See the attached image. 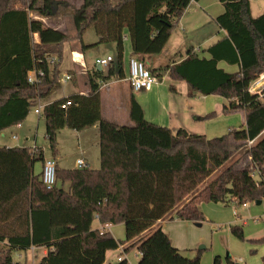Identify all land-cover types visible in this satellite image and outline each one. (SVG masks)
<instances>
[{
  "label": "trees",
  "instance_id": "1",
  "mask_svg": "<svg viewBox=\"0 0 264 264\" xmlns=\"http://www.w3.org/2000/svg\"><path fill=\"white\" fill-rule=\"evenodd\" d=\"M191 1L198 0H82L68 15L73 27L69 33L42 21L58 13L54 0H0V131L20 124L31 107L58 87L65 42L77 41L82 51L113 43L117 76L122 78L124 37L133 55L143 59L158 54ZM218 1L223 11L214 20L225 34L200 50L207 56L189 47L181 61L148 68L155 76L184 81L189 96L219 95L224 111L243 112L242 125L217 137L172 130L147 120L133 96L132 124L105 120L98 89L112 70L107 76L92 70L87 95L49 102L39 115L52 158L58 154L59 130L96 124L98 168L55 164V184L47 188L41 178L46 158L42 147L0 146V264H29L14 261L12 255L30 248L45 249L31 264H102L108 250L125 243L126 248L136 247L137 264H200L199 252L184 255L159 226L154 227L156 221L170 215L201 222L203 201L243 204L264 199V96L248 89L264 72V12L252 16L249 0ZM90 27L97 39L84 43ZM219 62L236 70H226ZM36 69L43 74L29 83L28 73ZM170 89L175 90L173 85ZM67 99L70 105L62 108ZM241 148L248 158L244 165L231 161L205 183ZM254 170L255 177L250 174ZM96 218L102 225L123 223L124 240L92 228ZM233 233L242 235L240 228ZM218 263L215 257L212 264ZM115 264L128 262L122 258Z\"/></svg>",
  "mask_w": 264,
  "mask_h": 264
},
{
  "label": "crops",
  "instance_id": "2",
  "mask_svg": "<svg viewBox=\"0 0 264 264\" xmlns=\"http://www.w3.org/2000/svg\"><path fill=\"white\" fill-rule=\"evenodd\" d=\"M55 7L61 8L59 9L60 14L57 15V17L52 19L49 18H42V21L52 28L65 31L61 29V23L64 22L61 20L64 18V15L68 13L66 7L75 6L78 7L82 0H55ZM67 1V3L70 6H62V4ZM249 7H250V14L252 16H257L264 12V0H249ZM223 11V6L218 0H198V1H191L188 6L184 9L182 12L176 27L174 30L178 29L182 32L183 35H180V39L178 37H175V35L172 34L169 36L168 41L164 45L161 52L158 54H154L151 56H144L143 59L146 62L147 67L153 68V67H161L165 66L167 64H171L172 61L179 62L183 59L185 56V51L189 47H193L199 55L207 56L206 53L201 52L200 50L203 48L200 46L201 44L204 45L205 43L207 45L213 43L217 39L224 36L225 31L218 28V26L215 23L214 18L220 14ZM32 18H39L38 16L31 14ZM61 20V21H60ZM56 22V23H54ZM210 25V28L213 27V31L211 33L205 35L204 37L200 38V40H197L195 42L196 44H193L192 39L188 36L192 33H197L202 31L205 26ZM73 33V32H72ZM36 35V34H34ZM97 39V38H96ZM88 41L84 43H93L96 41ZM73 43H69V46H71V51L75 53L74 55L82 61V55H81V49L77 41H72ZM128 38L127 36L124 37V51H123V57H122V69L121 73L123 74V77L120 78L117 76L120 71L116 70L117 67V59H116V49L115 45L113 43H110L112 47H110L112 54H115V57L112 58V61L109 66L107 67H101L100 70L103 76L109 75V71L112 70V74L109 76L108 79L100 82L99 86V96H100V113L101 117L105 120L114 122L119 125H130L132 124L130 117H129V102L130 97L133 96L134 99L137 101V103L142 108L144 117L156 124L168 126L172 130H176L177 128H184L185 130L189 129H197L200 134H205L206 136H209L213 134L212 132H208L209 125L211 124V120L207 117H205L207 114L212 112V108L214 107L210 103H214L216 110L220 108V102L219 99H214L213 97H209L208 95H200L195 94L193 96H189L187 93V86L186 83L182 80H171V84H169V88H167L165 85H163L162 80H166L167 76L166 74L160 75L159 77L162 78L160 80V85L153 86L148 90L143 91H132L128 85V83L125 81V76L127 75L128 70V61L131 57H136V55H133L131 53V48L128 47ZM130 44V43H129ZM65 45V43H64ZM206 45V46H207ZM64 49V46H63ZM90 49V48H89ZM184 49V50H182ZM88 50V49H86ZM84 50V51H86ZM181 53L177 56L175 53ZM174 53L173 57L172 54ZM63 56V54H62ZM106 56H109L106 55ZM105 56V57H106ZM139 57V56H138ZM100 57H95L93 62L91 64H85L81 62L80 65L73 64L72 68L68 69L67 72H61L58 66L59 74H58V87L46 98L39 100V105L43 106L49 102L60 100L75 94H83L87 95L90 91L89 88V76L90 72L92 70H97V65H95L94 61L95 59ZM123 59L126 60L127 64H123ZM61 61V60H60ZM60 65V63H59ZM219 66L223 67L226 70H236V66L234 65H228L224 62H219ZM105 69L106 71H103ZM68 75L69 78L65 79V76ZM124 81L125 83L122 85H113L110 86V84H115L117 82ZM61 84L67 85L71 84L70 88H68V92L65 94L58 93L57 91L61 87ZM173 85L175 90H171L170 86ZM105 88L106 93H102L103 89ZM156 88V89H155ZM212 95V94H211ZM224 99L221 101V108H223ZM218 105V106H217ZM219 107V108H218ZM33 112L37 114V122L42 119L40 115L35 111V107L33 109ZM242 112V111H241ZM243 113V112H242ZM27 117V116H26ZM244 122V115H243V121ZM25 124V119L18 125L15 126V131H7V128L0 131V146L4 147H13V146H27L30 147L32 145H25L22 142H18L19 137L17 135V131H19L21 134H23L20 139L23 141H26L28 136L26 134L25 128H23V125ZM44 124V120H43ZM242 125V124H241ZM9 128V127H8ZM65 129V128H63ZM67 130L68 129L66 128ZM62 130V129H61ZM85 130H92L94 133L93 142L90 139V137L87 139L89 142L86 143V145H81L80 141L82 142V139L80 138V134L82 132L88 134L89 131ZM76 131L77 134V145L75 148V154H78L76 158L71 162L70 166L65 165L64 163H60L57 160V156L53 157L56 164L61 168L66 169H73L76 168V160L77 159H83V161L86 163L87 167L90 169L98 168L99 166V146H98V128L97 125L94 124L92 126L83 128L81 130H72ZM44 132H45V124H44ZM203 132V133H202ZM10 133V134H9ZM15 135L16 137H13ZM45 138V135H44ZM46 139V138H45ZM47 141V140H46ZM83 143V142H82ZM48 144V143H47ZM84 144V143H83ZM37 146V145H36ZM42 147V146H40ZM49 147V145H48ZM90 151V152H89ZM58 155V154H57ZM46 158L52 157V156H45ZM167 217V218H166ZM165 218H162L154 224V227L159 226L163 230V224L167 222L169 219H171L170 215L166 216ZM195 224V223H194ZM113 224H109L107 227H105L106 231H111V226ZM196 225V224H195ZM199 226V225H198ZM104 225L98 222L97 218L93 220L92 222V228L94 229H100L103 228ZM164 231V230H163ZM170 235V234H168ZM172 245L180 250V246L177 244V239H173L170 236H168ZM33 250V248H30ZM39 251H41L39 253ZM44 254L45 249H37L36 252H34V255L36 253ZM107 253V252H106ZM106 253H105V259L102 264H115L118 260L124 258L121 254H118L115 258L116 262L111 263V261L106 260ZM40 257V256H39Z\"/></svg>",
  "mask_w": 264,
  "mask_h": 264
},
{
  "label": "rangeland",
  "instance_id": "3",
  "mask_svg": "<svg viewBox=\"0 0 264 264\" xmlns=\"http://www.w3.org/2000/svg\"><path fill=\"white\" fill-rule=\"evenodd\" d=\"M111 1L115 3L117 0ZM64 3H67V1ZM73 8H75V6L66 7V9H68V13L62 14L64 15V18L61 19L64 22L63 24L61 23V29L68 31L69 33L73 32V27L70 16L68 15ZM58 14H60L59 11L56 15H53L50 18H55ZM213 27L215 26L210 28V25H207L202 31L189 34L188 38L190 37L192 42H194L193 44H196L195 42L200 40V38L204 37L205 35L213 34L211 33V31H213ZM172 33V35H175V37H178L179 39L180 35H183L178 29L174 30ZM96 38L97 36L92 27L88 28L82 37L83 41L85 42L95 40ZM69 43L73 42L68 41L65 42L64 45L63 56L59 65L61 72H67L68 69L72 68L73 64L80 65L81 62L83 65L91 64L95 57H105L108 54L112 58L115 57V54L110 53V47H112L110 43H100L86 51H81L80 53L82 55V61H80V59L74 55L75 53L71 51V46H69ZM207 44H201L200 46L205 47ZM128 47H130L129 42ZM173 55L174 53L172 54V57ZM123 64H127L125 59H123ZM103 71L106 70L103 69ZM162 82L167 88H169V84L172 83L168 77L165 81L162 80ZM124 83V81H121L112 85L110 84V86L120 84L123 85ZM159 83L160 81L153 86L156 87L160 85ZM70 86L71 84H68L67 87L64 84H61V87L57 92L65 94L68 92V88H70ZM102 93H106L105 88L103 89ZM208 96L210 98L213 97L214 99H219L220 102L218 105L220 104V108L218 107L219 109L216 110V105H214L212 102L210 103V105L212 104L214 107L212 108L213 111H210V113H213L212 116L208 117L212 121L209 125L208 132H212L213 134L207 137L221 136L227 133L229 129L238 128L241 126L243 121V113L241 110L224 111L221 108V101L223 99L222 97L217 94ZM33 109L34 107H31L27 117L25 118V124L23 125L28 138L26 141L21 140L20 137L23 134L17 131V135L19 137L18 142H22L25 145L42 146L44 155L52 156L47 141L44 138L43 119H40L37 122L38 115L33 112ZM14 128L15 126H11L7 128V131H15L16 128ZM196 130L197 129H189L188 132L200 134ZM85 131L89 132L88 134L84 132L80 134V138L84 143L83 144L81 140H79L81 145H86L88 142L87 139L90 137L92 140L94 137L92 130ZM76 134V131H70L65 128L59 130L56 135L58 142L57 160L67 166H70L71 162L76 158V156H78V154H75V148L78 142L77 136H75ZM262 135H264V132H262L260 136ZM247 145L249 146L251 143L249 142ZM242 150L243 148L236 150L233 160L230 159L222 167L213 172L206 179L205 183L209 182L215 176V174L219 172V170H221L231 161H236L238 166L244 165L248 158L243 156ZM200 210L203 215V220L199 222V226L195 225L194 222L178 220L176 218L169 219L167 222H165V224L162 225L164 232L167 235L170 234L168 236L178 240L177 244L180 246V251L184 255L192 257L197 254V252H199L200 264H212V261L215 257H218V264H264L262 263V258H264V200H262L259 204H257L255 201L247 202L246 206L244 207L241 204H237L235 202L223 203L203 201L200 204ZM110 228V233L115 239L120 241L124 240L123 223H115ZM234 228L241 229V237H238L233 233ZM128 245L129 243H125L124 245H120L117 249L108 250L106 253V260L111 261V263L112 261L116 262V256L121 254L127 260L128 264H137L139 260L137 249L133 246L126 248ZM201 245L203 248L199 249V246ZM34 252L36 251L31 249H27L26 251H17L13 253L12 257L14 261H25L26 263L31 264L38 260L40 256L39 253L41 251H39V253L37 252L36 255H34Z\"/></svg>",
  "mask_w": 264,
  "mask_h": 264
},
{
  "label": "built area",
  "instance_id": "4",
  "mask_svg": "<svg viewBox=\"0 0 264 264\" xmlns=\"http://www.w3.org/2000/svg\"><path fill=\"white\" fill-rule=\"evenodd\" d=\"M37 39V36L34 35V40ZM112 61V57L106 56V57H100L95 59L94 63L97 66L100 67H107L110 65ZM50 63L54 62V58L51 57L49 59ZM127 75L125 76V81L128 83L130 89L132 91H143L150 89L154 84L158 83L160 80H162L161 77L155 76L151 73L149 68L146 65V62L144 59L140 57H131L128 61V70ZM43 71L41 69L32 70L28 73L27 81L29 83H33L36 80L37 75H42ZM69 76L66 75L65 79H68ZM249 91L251 93L258 94L260 96H264V72H260L257 74L256 78L250 83L249 85ZM70 100H65L61 103L62 108H66L68 105H70ZM42 110V106L37 103L35 106V111L40 114ZM13 137H16L13 135ZM55 160L52 157H48L44 159L43 167H42V182L47 188L52 187L55 184ZM76 166L79 168L86 167V163L83 161V159H77L76 160ZM253 177L256 176V170L251 171L250 173ZM264 200V199H262ZM247 202L241 204L243 207L246 206ZM108 224H104L103 228H100V231H105V227H107Z\"/></svg>",
  "mask_w": 264,
  "mask_h": 264
},
{
  "label": "water",
  "instance_id": "5",
  "mask_svg": "<svg viewBox=\"0 0 264 264\" xmlns=\"http://www.w3.org/2000/svg\"><path fill=\"white\" fill-rule=\"evenodd\" d=\"M101 69V67L100 66H97V70H100ZM256 203L257 204H259L260 203V200H257L256 201ZM195 224L198 226V225H200V223L199 222H195ZM201 248H203V246L201 245V246H199V249H201ZM237 264V263H236Z\"/></svg>",
  "mask_w": 264,
  "mask_h": 264
}]
</instances>
